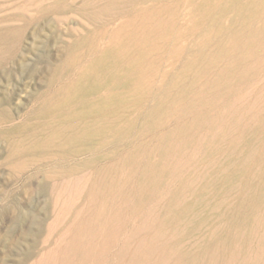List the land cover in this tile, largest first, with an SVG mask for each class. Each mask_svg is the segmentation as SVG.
<instances>
[{
    "label": "rangeland",
    "instance_id": "374dc122",
    "mask_svg": "<svg viewBox=\"0 0 264 264\" xmlns=\"http://www.w3.org/2000/svg\"><path fill=\"white\" fill-rule=\"evenodd\" d=\"M263 89L264 0H0V264L263 232Z\"/></svg>",
    "mask_w": 264,
    "mask_h": 264
},
{
    "label": "bare ground",
    "instance_id": "6f19581e",
    "mask_svg": "<svg viewBox=\"0 0 264 264\" xmlns=\"http://www.w3.org/2000/svg\"><path fill=\"white\" fill-rule=\"evenodd\" d=\"M254 218H255L254 220L255 223H257V221H261L260 223H262V218H264V216L258 215ZM210 225L212 227H217L218 229L221 230L224 229V231L228 230L226 228H229V226L227 225H221V224L216 225V223H211ZM244 225H240V226L236 225L237 227L241 228L240 231L242 230V233L226 231L225 234H222L224 232L222 231L221 234H217V232L211 233L206 231L208 233L202 234L199 232H194L186 236V238L180 237L178 235L172 236L171 238L173 239V241L178 242L177 244L178 250H181L183 252L182 253V255H184L183 259L180 258L183 260V261L180 260L182 264H264V231L247 232L248 227L247 225L246 226ZM263 225L261 226L262 229L264 228ZM149 259H151V257ZM149 263L152 262L150 261ZM166 263L167 262H165L164 260L163 262H157V263L153 262V264H166Z\"/></svg>",
    "mask_w": 264,
    "mask_h": 264
}]
</instances>
